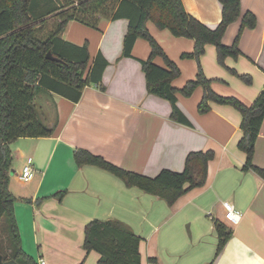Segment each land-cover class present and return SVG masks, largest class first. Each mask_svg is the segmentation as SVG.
I'll list each match as a JSON object with an SVG mask.
<instances>
[{
	"label": "crops",
	"instance_id": "crops-1",
	"mask_svg": "<svg viewBox=\"0 0 264 264\" xmlns=\"http://www.w3.org/2000/svg\"><path fill=\"white\" fill-rule=\"evenodd\" d=\"M182 3L209 28L221 21L218 0ZM240 5V17L228 25L222 41L225 45L233 43L243 14L251 11L256 25L242 30L238 40L241 54L225 57L223 66L217 63L215 46L206 44L200 65L205 76L212 79L214 92L250 104L264 86V0H240ZM41 6L42 2L35 8ZM127 27L125 18L103 17L97 28L70 20L60 33L64 41L87 45L88 68L98 53L108 64L101 81L83 87L78 101L47 91L37 94L38 115L48 118L52 135L19 137L9 143V188L17 197L13 208L21 247L29 237L41 247L42 256L47 258L44 264H98L99 254L83 248L84 228L92 219H117L141 236V264H207L215 256L214 220H218L232 233L213 264H264V179L253 170H242L245 153L237 147L242 136L241 114L232 105L212 101L209 111L199 113L203 88L198 86L189 96L176 94L177 106L191 124L173 120L170 102L146 89L140 60L150 54L148 41L138 37L131 56L123 55ZM146 27L180 70L172 85L179 89L195 79L196 60L182 57L193 51L194 40L174 36L150 20ZM153 61L165 66L159 56ZM227 67L250 75V84ZM76 148L147 176H155L163 168L181 171L186 155L193 150H212L214 157L208 162L205 183L168 205L158 196L126 187L100 167L78 166L73 159ZM29 157L34 173L31 180L23 182L18 175ZM253 163L264 168V119L255 141ZM60 190L66 191L61 199L52 196ZM144 200L150 202L149 208ZM225 200L241 212L238 223L225 219ZM212 232L214 244L207 240L213 239ZM149 258L156 261L152 263Z\"/></svg>",
	"mask_w": 264,
	"mask_h": 264
},
{
	"label": "trees",
	"instance_id": "trees-1",
	"mask_svg": "<svg viewBox=\"0 0 264 264\" xmlns=\"http://www.w3.org/2000/svg\"><path fill=\"white\" fill-rule=\"evenodd\" d=\"M221 4V21L215 28H209L188 13L182 0H0V220H8V250L15 262L21 259L25 264H37L21 247L18 226L14 216L17 197L9 189L12 155L9 143L19 137H45L52 135V126L44 123L38 115L35 98L42 91L59 94L72 101H78L83 87L101 81L108 64L98 53L88 68L87 45L77 46L64 41L60 33L67 22L76 20L97 28L101 18H125L128 21L124 36L123 55L131 56V50L138 37L150 45L147 59L140 60L145 75L147 92L168 100L171 104V118L190 125L191 122L177 106L176 94L189 96L201 86L203 95L197 105L199 113L209 111V102L229 104L241 114L242 136L237 147L245 153L243 171L253 170L264 179V168L253 163L254 146L264 119V86L256 99L245 104L236 96H223L211 88L212 79L205 76L200 57L206 44H213L216 59L225 66L227 56L238 57L241 51L238 40L244 28L256 25V16L246 11L241 18V27L231 45L222 43L221 38L228 25L241 14L240 0H218ZM42 2L41 8H35ZM33 9L34 16L31 10ZM152 21L159 29H168L174 36L194 40L192 52L182 57L197 62L196 77L182 88H175L172 80L180 75L176 63L164 52L146 27ZM50 51L59 61L47 59ZM159 56L165 66L157 65L153 59ZM227 69L242 81L251 82L248 74ZM212 150H193L185 157L181 171L163 168L155 176H147L126 170L108 161L101 155L84 148H76L73 159L78 166L94 165L120 178L126 187H136L146 193L158 196L172 205L188 190L201 186L207 177L208 162L213 159ZM65 190L52 196L61 199ZM30 202V198H22ZM42 199V198H41ZM40 200V199H39ZM217 245L215 257L223 249L232 231L225 224L214 220ZM141 236L131 227L117 219H92L84 228L83 248L99 254L98 264H141L139 245ZM154 263V258H149ZM83 264V261L78 263Z\"/></svg>",
	"mask_w": 264,
	"mask_h": 264
},
{
	"label": "rangeland",
	"instance_id": "rangeland-1",
	"mask_svg": "<svg viewBox=\"0 0 264 264\" xmlns=\"http://www.w3.org/2000/svg\"><path fill=\"white\" fill-rule=\"evenodd\" d=\"M39 1H41V0H33V5L36 3H38ZM57 2H59V0H54V3H57ZM31 13H32V16H34V13H33V9L31 10ZM240 17V16H239ZM238 19V18H237ZM236 19V20H237ZM235 20V21H236ZM235 21H233V22H235ZM233 22H231V23H233ZM230 23V24H231ZM229 24V25H230ZM240 27H241V25H240ZM240 27H239V29H238V32H239V30H240ZM228 28V27H227ZM227 30V29H226ZM226 30H225V32H226ZM225 32H224V34H225ZM237 32V33H238ZM242 32V31H241ZM224 34H223V36H224ZM237 35V34H236ZM223 36H222V38H221V41H222V39H223ZM236 37V36H235ZM234 40H235V38H234ZM234 42V41H233ZM222 43H223V41H222ZM217 63H218V61H217ZM244 82V81H243ZM246 83V82H245ZM246 84H250V83H246ZM42 92H44V91H42ZM41 119H42V116H41ZM46 119H48V118H46ZM46 119H42V121L44 122V123H46ZM13 169H14V167H13ZM11 170H12V167H11ZM21 170V169H20ZM120 179V178H119ZM121 180V179H120ZM10 185V184H9ZM16 187H18V185H16ZM10 189V188H9ZM138 192V191H137ZM146 196H149V195H146ZM147 198H149V197H147ZM144 202H145V204H144V206L146 207V208H149L150 207V202L148 201V200H144ZM165 206H167V204H165ZM7 228H8V220L6 219V217H3V219H2V223H0V253L2 254V256H3V260H10L11 258H12V255H11V253L9 252V250H8V245H9V237H8V235H7ZM164 230H162V232H163ZM212 236H213V239L211 240V239H207L208 240V242H211L212 241V243L214 244L215 242H216V236H215V233L214 232H212ZM144 236V235H143ZM24 242H25V245H24ZM22 248H23V250L30 256V257H32V259L35 261V262H37V259H39V257L40 256H42V254H43V252H42V249H41V247H38V244L37 243H34V242H32V240L29 238V237H25V239H24V241H22ZM51 253H53V251H51ZM43 257V260H44V262H46L47 263V258L45 257V256H42ZM11 260H14V259H11ZM49 263V262H48ZM15 264H25L21 259H17L16 260V262H15Z\"/></svg>",
	"mask_w": 264,
	"mask_h": 264
},
{
	"label": "built area",
	"instance_id": "built-area-1",
	"mask_svg": "<svg viewBox=\"0 0 264 264\" xmlns=\"http://www.w3.org/2000/svg\"><path fill=\"white\" fill-rule=\"evenodd\" d=\"M34 173V167L31 157L27 158L26 163L22 166L19 171V179L23 182L31 180ZM224 207V217L230 224H236L241 218V212L229 201L225 200L222 202ZM40 264H44V261L41 259Z\"/></svg>",
	"mask_w": 264,
	"mask_h": 264
},
{
	"label": "water",
	"instance_id": "water-1",
	"mask_svg": "<svg viewBox=\"0 0 264 264\" xmlns=\"http://www.w3.org/2000/svg\"><path fill=\"white\" fill-rule=\"evenodd\" d=\"M45 57L50 60L59 61V58L54 56L50 51L46 53ZM0 264H15V260H3V256L0 253Z\"/></svg>",
	"mask_w": 264,
	"mask_h": 264
}]
</instances>
